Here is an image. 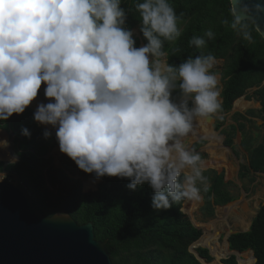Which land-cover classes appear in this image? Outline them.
Instances as JSON below:
<instances>
[{
  "label": "clouds",
  "instance_id": "1",
  "mask_svg": "<svg viewBox=\"0 0 264 264\" xmlns=\"http://www.w3.org/2000/svg\"><path fill=\"white\" fill-rule=\"evenodd\" d=\"M122 0H0V122L23 114L44 85L47 103L34 120L51 126L61 153L96 179H127L135 191L147 184L160 212L209 191L199 152L185 147L194 124L221 111L211 54L168 63L165 42L182 35L169 0L135 4L137 47ZM244 15L241 16L240 13ZM264 15V0L244 3L231 27L252 42L246 17ZM208 29L190 45L207 47ZM179 51V49H174ZM45 128L43 136L51 138ZM30 136L27 128L22 129ZM9 142L0 140V148ZM18 162L11 156L10 164ZM202 229V228H201ZM225 259V258H224Z\"/></svg>",
  "mask_w": 264,
  "mask_h": 264
},
{
  "label": "trees",
  "instance_id": "2",
  "mask_svg": "<svg viewBox=\"0 0 264 264\" xmlns=\"http://www.w3.org/2000/svg\"><path fill=\"white\" fill-rule=\"evenodd\" d=\"M142 0H122V7L127 12L126 27L139 29V15L135 4ZM174 7L178 21L184 26L177 41L165 42L166 61L179 65L189 56L213 54L216 59L226 60L221 73L223 83L221 97L225 114L216 117L214 127L225 134L224 144L231 147L239 156L234 144L238 130L243 134L242 146L249 152V163H242L239 178L248 177L251 169L264 173V140L254 141L252 127L259 128L250 116H261L264 120V85L255 91V98L261 102V109H249L233 114L237 124L224 127L233 103L240 100L247 91L264 82V38L254 23L246 20L253 37L252 42L243 40L224 21L230 25L234 19L231 0H169ZM211 29L215 39L209 40L207 47L198 49L190 45L193 36L203 37ZM136 46L147 41L140 32L134 34ZM143 46V45H142ZM179 49V51H173ZM43 86V85H42ZM41 86V87H42ZM43 89V88H41ZM248 96V95H247ZM34 109L29 106L23 114H14L8 121L0 122V127L15 132L14 141L19 149L20 159L15 164H5L0 160V172L17 173L20 183L31 192L35 206L45 216L57 213L70 214L79 224L92 221L95 236L103 241L114 262L119 264H202L190 245L199 239L203 230L195 226L186 211V202L173 205L168 210L156 212L151 207L152 189L145 184L135 191L127 187L129 181L117 177L105 176L96 186L94 177L83 183L74 175L89 177L90 174L80 170L75 162L64 154L62 166H55L53 156L49 153L57 142L55 132L51 138H45L44 127L34 120ZM250 124V128L247 124ZM27 128L30 136H25L22 129ZM264 139V138H263ZM205 140L192 145L196 151L205 144ZM202 160L207 156L200 152ZM208 177L209 191L203 196L200 212L204 218L213 217L216 206L225 205L237 197L231 191L230 181L225 180L224 171L209 168L204 170ZM97 188L96 190H90ZM185 211H183V210ZM211 226H205L210 233ZM205 233V234H206ZM230 248L247 251L253 250L257 261L264 264V203L260 204L248 230H239L229 236ZM197 251L208 261L213 257L206 247H197ZM225 264H239L236 256L223 259Z\"/></svg>",
  "mask_w": 264,
  "mask_h": 264
},
{
  "label": "water",
  "instance_id": "3",
  "mask_svg": "<svg viewBox=\"0 0 264 264\" xmlns=\"http://www.w3.org/2000/svg\"><path fill=\"white\" fill-rule=\"evenodd\" d=\"M257 2L261 0H231L232 11L234 13L240 10L244 3ZM240 15L244 14L241 12ZM245 19L252 21L264 38V15ZM232 110L237 111L234 103ZM7 134L11 137L10 147L19 161V149L14 141L15 132L9 130ZM49 154L52 155V151ZM3 161L9 164V161ZM16 175L17 183L6 179L0 181V264H119L112 260L106 244L96 238L92 221L79 224L70 214L62 212L52 216L43 215L35 206L31 192L20 183L21 177L17 173ZM79 177L81 178L80 175L75 176ZM82 180H86V177L82 176ZM188 216L195 226L201 228ZM234 232L227 236L230 253L225 258L235 255L241 264L238 253L242 251L230 248L229 236ZM202 236L203 234L190 245L189 251L202 264H208L211 261L197 251L199 246L209 249L199 243ZM250 251L255 258L250 264H254L257 257L253 250Z\"/></svg>",
  "mask_w": 264,
  "mask_h": 264
},
{
  "label": "crops",
  "instance_id": "4",
  "mask_svg": "<svg viewBox=\"0 0 264 264\" xmlns=\"http://www.w3.org/2000/svg\"><path fill=\"white\" fill-rule=\"evenodd\" d=\"M216 60L218 62L219 58H217ZM255 88H258V87H255ZM221 91H222V88L219 92L220 93V102L222 103ZM241 100H243L241 107H237V103ZM41 102L47 103L48 100L44 99V101H42V99H41ZM30 106L35 110L36 106H34V105H30ZM261 107H262L261 102L259 100H257L255 98V96L247 97V94L244 95L240 100H238L234 105V108L237 109V111L244 113V114L249 109L259 110V109H261ZM237 111H235V112H237ZM235 112L233 110H231L230 112H228L226 114L227 119H226L224 127H226L232 123L237 124V122L232 117ZM221 115H225V114H222L220 112L217 114V116H221ZM216 117L211 118V119H214V124L216 121ZM248 117L252 118L256 122L257 126H259V128L252 127V133H253L254 141L256 143L263 142V140H264L263 139L264 138V120L261 118V116H250V115H248ZM39 125L44 127V128L47 127L49 129H51V126H45V125H41V124H39ZM209 125L210 124H208L206 122V120H201V121L195 123L194 128H193L194 137H196V138L201 137L202 138L201 140L206 141L205 146L203 145L204 147L201 146L197 150V151L204 152L207 154V157L203 159L204 160L203 163L205 162L204 170L209 169V168H213V169L218 170L219 172L224 171L225 180L231 182L230 188H231L232 192H233L232 185L240 186L241 182L244 180H245V182H249V191L254 189L256 187V184H257L258 187H256V188L260 189L259 187H261V193H259V195H261L263 197L264 196V173L263 172H257V171L255 172L254 170L251 169L248 177H245L244 179L239 178V171H240V167L242 164L241 162H243V160H241V159L244 157V154H246V159H247L245 164H250L249 163V152L245 148H243V146H242V140H243L242 132L240 130H238L236 137L234 138V144L236 145L237 149L239 150V156H238L237 154H235L234 150L231 147L224 144L225 134H223L221 132V129L216 130L215 127L212 128V126H209ZM247 127L250 128L249 123L247 124ZM0 130L7 133V130H5V129L0 128ZM51 130L53 132H55L54 129H51ZM214 131L216 133H214ZM7 141L9 142V146H10L11 145L10 137L8 138ZM194 143L195 142L192 140L191 144L193 145ZM192 145H191V149H192ZM52 156L54 158V160H53L54 165L57 167L62 166L64 154L61 153V151L59 150L58 143H56L54 145V148L52 149ZM217 156L219 157L218 159L216 158ZM75 176H79V174L74 175V177ZM91 177L95 178L94 174H90L89 177L86 178V180L91 178ZM80 179L82 180V176ZM86 180H84V181L82 180L83 190H84V183ZM95 180H96V186L98 188L99 183H100V179L95 178ZM97 188H93L90 190H96ZM84 191H89V190H84ZM257 191H259V190H257ZM235 196L237 197V195H235ZM263 199H264V197H263ZM262 203H264V201ZM262 203H260V204H262ZM260 204L258 205L257 210L259 209ZM219 206H221V205H218L216 207H219ZM251 222H252V220H251ZM251 222L249 223V226H247V228L243 229V230H248L250 225H251Z\"/></svg>",
  "mask_w": 264,
  "mask_h": 264
},
{
  "label": "rangeland",
  "instance_id": "5",
  "mask_svg": "<svg viewBox=\"0 0 264 264\" xmlns=\"http://www.w3.org/2000/svg\"><path fill=\"white\" fill-rule=\"evenodd\" d=\"M178 26H179L180 30H182V28L184 26V22L182 20L178 21ZM133 31H134V34L136 36L140 35L139 29L136 28ZM141 45H144V44H141ZM161 59L166 60V57H163ZM225 64H226V60L223 58L222 59L219 58V61L216 63L214 68L211 70L213 73H215V75H217V80H218L217 88H218L219 92H220L221 88L223 87V83L221 80V73L224 70ZM261 86H263V84H261L260 86H255V87L260 88ZM255 87L250 88L247 91V95H248L247 97L255 96L254 95L255 91L258 89ZM206 122L208 124H210L209 126H212V128H214V119L206 120ZM214 133H216V132L214 131ZM6 135H7L6 140H8V138L10 136L7 133H6ZM201 139H202L201 137H198V138L194 137V133L192 132L189 134L188 137H186L184 139L185 147L191 149V145H192L191 141L193 140L194 142H196V141H199ZM204 146H205V144H204ZM204 146H202V147H204ZM216 158L218 159L219 157L217 156ZM0 160H2V159H0ZM241 160H243V162H241V163H246V160H247L246 154H244V157ZM203 164H205V162ZM0 173L3 176L2 178H0V181L3 179L8 180V177L5 176L8 174L7 171H2ZM11 182L17 183L18 178L17 177L13 178ZM256 187H258L257 184H256ZM256 187L249 191V182H245V180L241 182L240 186L232 185L233 193L235 195H237V198L234 201L229 202L228 204L216 207L215 215L213 217H208V218H204L200 212V206L203 204V196L201 195L202 198L199 201H196V210L194 212V218H195V221L197 220V222H198L196 224L199 225L203 229V235L206 233L205 226H211L210 233L218 232L219 243L221 245H223L224 242L226 241L229 233L246 229L247 226L240 224L241 222L239 220H241V217L242 218L246 217L247 221L251 222L252 218L254 217V215L257 212L258 205L264 201V199H263L264 196L262 197L261 195H259V193H261V187H259L260 189H258ZM257 190H259V191H257ZM223 212H224V214H223ZM228 213L230 215H228ZM201 247H204V246H201ZM247 252H250V250H248ZM209 253L214 258V256L211 254L210 249H209Z\"/></svg>",
  "mask_w": 264,
  "mask_h": 264
},
{
  "label": "bare ground",
  "instance_id": "6",
  "mask_svg": "<svg viewBox=\"0 0 264 264\" xmlns=\"http://www.w3.org/2000/svg\"><path fill=\"white\" fill-rule=\"evenodd\" d=\"M40 102H41V97L38 95L37 99L35 101H33V103L31 105L37 106V104ZM242 103H243V100L239 101L237 103V107H241ZM5 139H7L6 133L0 130V140H5ZM11 156H16V154H14V152L12 151L10 146L7 149L0 148V159L9 161ZM2 177L3 176L0 173V178H2ZM186 205H187L186 211L192 217V219L195 221L194 212L196 210V201H187ZM229 213H228V215H230ZM223 214H224V212H223ZM239 221L241 222L240 224H243L245 226H249L250 222L247 221L246 217H243V218L241 217V220H239ZM195 223H198L197 220L195 221ZM218 238H219L218 232L206 233L202 236L201 240H199V243L209 247L212 255L214 256L213 260L208 264H224L222 259L230 253V250H229V247L227 244V239L224 242V244L221 245L219 243ZM238 258H239V262L241 264H250V263H253L255 261L253 253L251 251L250 252L243 251L242 253H238Z\"/></svg>",
  "mask_w": 264,
  "mask_h": 264
},
{
  "label": "built area",
  "instance_id": "7",
  "mask_svg": "<svg viewBox=\"0 0 264 264\" xmlns=\"http://www.w3.org/2000/svg\"><path fill=\"white\" fill-rule=\"evenodd\" d=\"M44 85L41 87V88H43V89H40V92H39V96L41 97V99H42V101H44V99H46L45 98V96H44ZM43 91V92H42ZM9 135V134H8ZM10 139H11V137H10ZM6 177H8V180L9 181H12V179L13 178H15L17 175H16V173H13V174H7V175H5Z\"/></svg>",
  "mask_w": 264,
  "mask_h": 264
},
{
  "label": "flooded vegetation",
  "instance_id": "8",
  "mask_svg": "<svg viewBox=\"0 0 264 264\" xmlns=\"http://www.w3.org/2000/svg\"><path fill=\"white\" fill-rule=\"evenodd\" d=\"M264 85V83H262Z\"/></svg>",
  "mask_w": 264,
  "mask_h": 264
}]
</instances>
